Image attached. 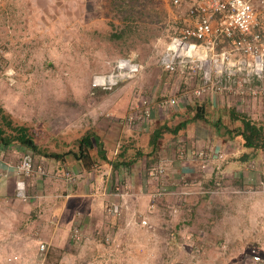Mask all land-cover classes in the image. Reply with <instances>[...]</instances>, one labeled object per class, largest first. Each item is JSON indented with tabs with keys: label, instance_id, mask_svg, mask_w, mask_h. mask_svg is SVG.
Here are the masks:
<instances>
[{
	"label": "rangeland",
	"instance_id": "obj_1",
	"mask_svg": "<svg viewBox=\"0 0 264 264\" xmlns=\"http://www.w3.org/2000/svg\"><path fill=\"white\" fill-rule=\"evenodd\" d=\"M118 1L0 0V107L13 125L32 127L38 144L46 136L42 148L67 150L73 146L74 139L93 127L95 120L97 123L111 121L114 115L118 117L114 121L121 123L126 119L127 115L123 112L128 107L133 109L130 112H134L145 99L151 100L154 106L155 101L170 96L178 99L182 92L197 87L198 77L188 73H170L159 64L158 47L163 45L159 40H169L178 32L181 25L176 17L183 11H179L182 7H171L169 0H124L122 4ZM125 15L132 19H126ZM123 17L127 22L123 21ZM126 23L133 31L128 30L130 33L118 40L111 37L114 30L126 26ZM122 58L142 62L144 71L135 79L94 93V75L110 72L116 61ZM122 95L127 97L122 98ZM183 99L174 106L156 104H160L161 115H176L173 110L183 103ZM254 99V106L245 101L254 110L253 113L251 110L247 112L255 122L264 125V97ZM238 102L235 99V103ZM131 121L126 123L135 122ZM120 125L123 127V124ZM25 152L34 155L36 165L44 163L50 167V162L54 161L50 159L48 163L41 155L15 144L0 148V163L16 166ZM253 156L260 161L248 163V172L236 178L246 180L244 187L230 185L231 180L227 181L221 193L201 202L198 216L203 224L196 219V223L186 226L191 234L201 227L202 240L208 238L209 241H194L193 238L189 241L186 235L178 244L168 239L164 242L166 232L170 230L164 228L160 235L154 228L155 224L150 222L145 226L148 228L145 233L128 227L130 237L124 234L123 239L132 240L130 246L139 242L136 256L129 255L133 249L126 247L128 245L124 241L126 245L118 247L120 252L116 257L103 260L82 258L75 263L264 264V151H258ZM3 167L0 165V175ZM65 173V170L60 172V183L67 182ZM167 177L169 183L172 179ZM161 180L164 181L163 178ZM174 190L180 192L181 184L178 183ZM172 197L174 200L176 195ZM46 198L47 195L43 199L39 196L23 201L13 195L0 199V243L5 246L0 251V264H41L40 243L43 241L50 244L46 264H75L69 256L66 260L62 258L65 253H70L69 240L73 242L70 220L57 219V212H53L52 207L47 208ZM185 199L183 197L179 201L186 203ZM172 211L171 217L174 216ZM127 212L126 218L133 216L139 222L146 217L139 209L134 213ZM187 214L185 211L179 213L176 220L185 221ZM155 230L159 240L156 242L159 247L163 246L160 253L149 251L151 244L148 238ZM83 232L82 242L93 244L88 238L90 234L84 229ZM107 234L111 236L110 244L116 241L112 237L114 231L104 235ZM8 235H13V239L5 241L4 237ZM188 244L201 246L196 252H189ZM144 250L148 253L142 258L139 255ZM254 250L261 254L262 261H254ZM73 256L75 259L76 255Z\"/></svg>",
	"mask_w": 264,
	"mask_h": 264
},
{
	"label": "crops",
	"instance_id": "obj_2",
	"mask_svg": "<svg viewBox=\"0 0 264 264\" xmlns=\"http://www.w3.org/2000/svg\"><path fill=\"white\" fill-rule=\"evenodd\" d=\"M171 7L177 8V6L173 4H171ZM182 10L185 13L187 7L182 6L179 11ZM192 88L182 92L179 96V102L181 99H184L183 103H180L175 111L173 110L176 115L173 113H171L170 116L165 113L161 115V111L156 104L157 101H155V105L150 108L151 117L144 119V114H141L142 120L137 119V121L132 124H127L125 121H121V123L119 121H114V119H118V117L114 115L111 116V121L103 120L98 123L96 120L93 121V129L96 130V133L100 136V142L103 143L102 147L106 151L108 159H101L97 148H93L92 155L97 162L90 169L82 166L77 160L62 164L60 161L54 160L50 162L51 160L44 159L46 162H50L49 168L51 169V173L49 176L36 174L33 176L34 180L32 177L31 182L29 181L28 190L30 198L35 199L42 196L43 199L47 195V208L52 207L53 212H57L55 214L57 219H69L71 227L73 228L74 225L80 223L82 228L90 234L88 236L90 243L93 241V244H86L69 240L70 253H65L62 256L63 260H66L68 256L74 263L82 258H86V260L89 258H93V260L102 258L103 260L111 256L116 257L120 252L118 247H124L126 242L128 245L126 247H132L133 249L129 255L136 256L140 248L139 242L130 246L132 240L130 238L123 239L125 237L124 234L127 233V237H130L128 227H130V230H138L142 233H145L148 228L145 226L143 227L141 222L136 220L133 216L129 219L126 218L125 216L128 210L130 213H134L136 209L142 211L144 216L148 217L150 222L156 225H154V228L160 232V235L164 228L167 231L169 229L170 231L166 232L167 235L164 238L166 241L164 242H167L168 239L178 244L183 236H188L187 238L189 241H192V238L194 241H199V239L200 241L202 240L203 229H201V227H199V231L195 233L199 236H196L195 234L189 233V228L186 226L189 224L193 225L197 221L200 222L201 225L203 224V220L198 216L200 204L202 205V201L209 200L210 197L217 195L212 192L213 189L210 187L212 186L210 182L214 179V181L217 180V182L219 181L225 184L227 181L231 180L229 182L230 185L237 184L236 178H239L242 173L244 176L245 172H248V163H257L256 161H260V159L256 160V158L254 159L250 156L247 157L245 161L241 160L243 153L251 152V149L241 146L240 137L238 135H231L225 127L217 125L218 121L221 119L226 123H231L230 111L233 107L237 108L240 112L248 113L247 110H251L253 113L254 110L252 106H254L256 99L249 98L246 100L250 101L251 105L253 103L251 107L250 103H245V101H242L245 105L239 106L231 96L222 93H211L200 99V101L205 99L203 103L207 107V110L210 111L211 115L209 114V121L192 120L188 127L181 130L177 136L171 132H167L161 141L157 162L154 163L153 159V167H148L147 163L150 157L148 155L151 152L150 143L153 134L164 122L175 125L181 120H184V115L187 114L188 104L193 102L196 97L193 94ZM99 89L104 90L107 88ZM124 96L127 97L126 95H122L121 97L123 98ZM189 97L190 99H188ZM191 97H193V99ZM131 110H129L128 107V109L126 108L125 111L122 112L125 113L124 115H128V117L135 112H137V114L143 112L142 110L130 112ZM188 116L192 118L193 115L189 113ZM177 118H179V120H177ZM120 124H123V127H121ZM123 147L126 148V157L135 156L136 152L139 150L143 151V156L139 157L132 167L123 164L119 168H116L114 166V161L123 151ZM236 148H238V152ZM192 149L206 151L210 154V159L204 162L198 157L187 158V156H181V150L188 151ZM0 165L5 166L2 168L0 175V199L11 198L15 194L17 178L16 166L12 163L6 164L5 162H1ZM159 165H164L169 170L167 178H171L172 180L167 183V179L165 177L163 179L168 187H170L172 194L160 198L154 203L155 206L152 208L153 201H151L150 193L161 188L164 181L161 180L162 178H152L150 176V170L157 168ZM254 166L256 165L254 164ZM56 170V175H54ZM62 170L75 172L76 178L74 182L69 183L67 181L60 183L58 177ZM12 175L14 176L12 177ZM182 178H186L188 183L181 181L180 179ZM243 182H246V180H243ZM178 183L181 184V191L185 194L179 197L176 196L173 200L172 196L175 192L174 189ZM185 184L189 185L187 186ZM192 196L198 198V200L196 199L197 201H194ZM183 197L186 198V203H181V201H179ZM172 200L176 203L173 204V202H170ZM113 202L121 205L122 212L120 216H115L112 219L108 207ZM174 209L177 210L176 214L174 213L175 215L171 217L170 212ZM184 211L188 213L185 217L186 220H176L179 213L182 214ZM77 212L79 216H77ZM54 219H52L53 222H55ZM196 219L198 220L196 221ZM113 223H115V226ZM116 225L118 226L116 227ZM168 225L169 228H167ZM156 230L152 233L154 236L151 234L148 238L149 244H151L149 251L151 250L150 252H153L155 250V253H160L162 252L161 249H163V246L159 247V244L156 242L158 240ZM110 231L115 232L112 237L115 238L118 243L113 240L112 244L109 242L110 245L106 244V238L109 237L110 239L107 238V240L110 241L111 236L104 234ZM12 237L13 235L5 236L4 240L10 241V239H13ZM132 237L135 238V236ZM119 238L121 240H119ZM206 240L209 241L208 238ZM124 241L125 243L123 244ZM188 245L189 252H191L190 250L196 252L201 246V244ZM4 247L3 243H0V251H2ZM146 251L147 250H144V253H140L139 256L145 258V255L147 256L148 253H146ZM73 255H76L75 259L72 258L74 257Z\"/></svg>",
	"mask_w": 264,
	"mask_h": 264
},
{
	"label": "built area",
	"instance_id": "obj_3",
	"mask_svg": "<svg viewBox=\"0 0 264 264\" xmlns=\"http://www.w3.org/2000/svg\"><path fill=\"white\" fill-rule=\"evenodd\" d=\"M177 7L186 6L176 17L181 26L169 40L159 42V64L168 72L188 73L198 77L199 83L193 89L196 97H205L211 93H222L238 100V105L249 98L264 97V0H170ZM184 13V14H183ZM157 47V44H156ZM145 69V65L133 58H122L116 61L112 70L107 73H97L93 77V88H109L120 83L137 78ZM151 100H144L134 111H143V116L151 114ZM162 105L174 106L178 99L170 96L161 101ZM158 104V105H160ZM134 117V118H132ZM139 114L126 116L125 122L135 121ZM140 120L142 117L140 115ZM181 156L198 157L204 162L210 159V154L204 150H181ZM17 197L29 199V179L34 175L49 176L51 169L44 163L36 165L30 153H24L16 166ZM169 170L164 165L150 170L152 178H166ZM66 179L74 182L75 172L67 170ZM188 183L186 178L180 179ZM189 185V184H185ZM225 187L218 183L212 192L219 194ZM182 190V189H181ZM173 194H185L183 191ZM127 194V193H126ZM172 194L170 187L164 181L161 188L150 193L154 203L166 195ZM108 211L112 217L122 212L120 204L111 203ZM177 210H173L175 215ZM175 213V214H174ZM150 220H141L142 226H148ZM72 240L81 243L84 240L82 225L77 223L72 230ZM110 239L109 237H107ZM106 238V241L109 242ZM49 242L40 243L42 254L41 264L48 259ZM254 261H262V256L255 250Z\"/></svg>",
	"mask_w": 264,
	"mask_h": 264
},
{
	"label": "trees",
	"instance_id": "obj_4",
	"mask_svg": "<svg viewBox=\"0 0 264 264\" xmlns=\"http://www.w3.org/2000/svg\"><path fill=\"white\" fill-rule=\"evenodd\" d=\"M120 4L124 2V0L118 1ZM133 7V5H132ZM123 9V8H121ZM143 14V12H142ZM126 19H132L131 16L125 15ZM124 22L127 20L123 17ZM126 26L120 27V29H116L112 32L111 37L118 40L126 37L127 34L130 33L128 30H132L130 28V24H125ZM201 97H195L193 102L189 103L187 106V114H185L184 120H181L179 123L175 125H171L169 122H164L160 128L155 131L151 139V152L148 156V167H153L152 161L154 159V163L157 162V158L159 155V151L161 148V141L164 138L167 132H171L174 135H178L181 130H184L188 127L192 120H204L209 121L210 111L207 110V107L203 103L205 101H200ZM206 103V102H205ZM142 104V103H141ZM163 106V105H162ZM231 123H226L223 119L218 121V126H223L227 131L231 133V135H238L240 137L241 146L247 149H251V152L243 153L242 159L245 161L247 157H254L253 154H256L258 151H264V125L255 122L248 113L240 112L237 108L231 109ZM191 113L193 116L190 118L188 114ZM143 114L139 113V115ZM150 114L149 117H151ZM211 115V114H210ZM0 117L2 122H0V148L14 146L15 144L26 147L34 154L41 155L46 160H56L60 161L62 164L72 162V159H75L81 163L85 168H92L97 162L96 159L93 158L92 150L93 148H97L100 158L103 160H107L108 157L106 155V151L104 150L103 143L100 142V136L96 133V131L92 128L86 131L81 137L78 139H74V144L67 150L63 151H55L49 150L46 148H42V145L45 142L46 136H43L40 140V144L36 141L33 134V128L25 125H13L12 120L8 115H6L3 111V108L0 107ZM140 119V116L137 118ZM135 119V121H137ZM133 122V121H131ZM236 123V124H235ZM9 127V129H7ZM36 132V131H35ZM234 132V133H232ZM39 133V132H37ZM126 148L123 147V151L117 156L114 161V166L119 168L121 165L125 164L128 167H132L135 161L139 157L143 156V151L139 150L136 152L135 156L126 157ZM253 153V154H252ZM32 154V153H31ZM33 155V154H32ZM154 156V157H153ZM34 157V155H33ZM72 157L71 160L69 158ZM74 161V160H73ZM263 163V162H262ZM217 182L211 181L210 186L212 189L217 187ZM236 183L244 187L243 180H237ZM209 187V186H208Z\"/></svg>",
	"mask_w": 264,
	"mask_h": 264
},
{
	"label": "clouds",
	"instance_id": "obj_5",
	"mask_svg": "<svg viewBox=\"0 0 264 264\" xmlns=\"http://www.w3.org/2000/svg\"><path fill=\"white\" fill-rule=\"evenodd\" d=\"M93 89H95L96 91H94V93H96L98 90H99V88H93ZM26 153V152H25ZM27 153H29V152H27ZM31 154V153H30ZM33 156V155H32ZM17 166V165H16ZM66 174V173H65ZM76 174V173H75ZM75 178H76V176H75ZM67 180V179H66ZM15 190H16V184H15ZM28 190H29V187H28ZM29 192V191H28ZM14 196H16V194H14ZM29 196H30V194H29ZM17 197V196H16ZM31 198L29 197V199L28 200H26V201H29ZM20 200H23V199H20ZM23 201H25V200H23ZM49 250H50V248H49ZM48 256H49V253H48Z\"/></svg>",
	"mask_w": 264,
	"mask_h": 264
}]
</instances>
